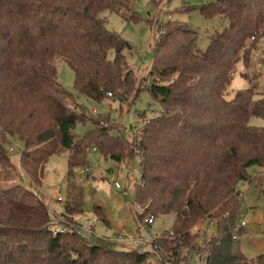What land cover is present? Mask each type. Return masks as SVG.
<instances>
[{
  "label": "trees",
  "instance_id": "obj_1",
  "mask_svg": "<svg viewBox=\"0 0 264 264\" xmlns=\"http://www.w3.org/2000/svg\"><path fill=\"white\" fill-rule=\"evenodd\" d=\"M190 8L227 26L202 50L193 27L169 21L156 39L149 74L137 78L127 61L133 46L106 26L109 12L137 21L134 0H0V177L20 175L7 153L12 139L23 144L22 169L34 179L48 157L63 151L71 167L88 165L90 146L120 164L139 156V224L150 216L176 218L143 252L118 250L79 233L76 185L60 213L64 230L55 229L56 215L35 192L0 185V264H166L193 254L196 264H264V253L248 258L242 252L238 237L245 228L237 227L238 183L250 181L249 167L264 166V92L252 62L264 36V0H207ZM61 61L73 69L76 89L96 102L130 100L131 107L148 89L159 109L149 118L141 113L143 125L125 139L127 126H104L98 112L88 113L63 86ZM241 64L249 87L228 99ZM260 64L264 75V57ZM88 120L94 128L79 138L75 127ZM95 212L106 221L103 207L96 204ZM209 227L215 235L202 246Z\"/></svg>",
  "mask_w": 264,
  "mask_h": 264
},
{
  "label": "rangeland",
  "instance_id": "obj_2",
  "mask_svg": "<svg viewBox=\"0 0 264 264\" xmlns=\"http://www.w3.org/2000/svg\"><path fill=\"white\" fill-rule=\"evenodd\" d=\"M206 2L207 0H134V8L139 17L137 21H128L119 14L109 12L106 13V26L133 46V50L127 53V61L136 71L137 78H140L149 74L156 39L159 38V33H163L160 34L161 36L164 35L169 21L172 23L170 26H175L177 21H185L193 27L198 33V44L202 50L208 46L212 33L227 26V21L219 16L207 18L200 10L191 11V6H201ZM164 19L167 21L164 22ZM159 25L164 28L161 32ZM262 57H264V36L252 57L254 74L259 75V87L264 92V75L260 68ZM243 69L242 64L238 66L229 89L228 99L249 87V82L241 76ZM58 71L63 86L75 95L77 102L83 105L88 113L96 115L93 113L96 109L98 114L95 118L103 121L104 126L110 129L116 128L118 131H124L126 126L128 127L123 132L125 139L131 137V132L134 130L132 124L135 123L138 129L143 125L144 118L140 113L145 112L146 118H149L154 114L152 108L159 109L158 102L151 97L148 89L142 91L131 107L130 100L123 103L113 99L111 102H96L76 89L74 71L67 63L59 62ZM129 110L131 112H128ZM251 123L257 126L263 125L259 118H253ZM93 128L92 122L88 120L78 123L74 132L79 138H83ZM11 147L13 151L9 150ZM22 151L23 144L18 139H12L7 153L18 166L20 175L11 172L9 178L2 176L0 185L10 187L18 184L35 192L48 205L52 217L56 215L54 226L56 230L66 229V226L59 224L60 213L65 210L71 184L82 191L83 212L76 217L79 223L78 230L91 244L113 246L118 250L131 249L137 247L133 240L145 235L147 229H153L158 237L166 236L167 232L172 230L176 221L174 214L156 216L154 223L147 229L140 226L137 220V212L141 210L137 207L135 198V185L140 166L137 157L120 164L113 159H105L100 151H94L90 146L89 151L87 150L88 165L92 171L89 172L91 178H88V173H85L88 165L71 167L68 157L70 153L63 151L48 157L44 169L34 179L33 173L31 176L22 169ZM247 173L251 177L250 181L243 180L238 183L242 194L239 220L246 223L243 227L245 232L239 235L238 240L242 252L248 258H256L264 253V166L249 167ZM116 182L121 185V189L116 188ZM59 195L62 200L57 199ZM96 204L103 207L106 221L97 216ZM207 231H211L212 234L211 236L209 233L202 234V246L207 239L215 235L213 227L207 228ZM152 264H159L158 260L156 259Z\"/></svg>",
  "mask_w": 264,
  "mask_h": 264
},
{
  "label": "built area",
  "instance_id": "obj_3",
  "mask_svg": "<svg viewBox=\"0 0 264 264\" xmlns=\"http://www.w3.org/2000/svg\"><path fill=\"white\" fill-rule=\"evenodd\" d=\"M166 21H167V20L164 19V22H166ZM162 34H163V33H161V35H162ZM253 39H254V38H253ZM260 68H261V66H260ZM93 112L96 113L97 110L94 109ZM129 112H131V111H129ZM142 113H144V112H142ZM131 114H133V112H132ZM140 114H141V113H140ZM132 125H133V127H134V130L131 132V137H130V138L133 139V138L135 137V135L137 134V130H138V128H137V126L135 127V123L132 124ZM9 150H10V151H13V148L11 147V148H9ZM93 150H96V149L93 148ZM137 158L139 159V163H140V157L138 156ZM90 171H92L90 168L85 169V173H88V174H89ZM88 177L91 178L90 175H89ZM141 183H142V173H141V171L139 170V174H138V179H137L136 185H139V184H141ZM136 185H135V187H136ZM115 186H116V188H118V189H121V188H122L121 185H120L118 182L115 183ZM57 199H58V200H62L63 198L59 195V196L57 197ZM154 220H155V218H154L153 216H150V217L146 218V219L144 220V223H143V224H140V226H142V227H144V228L147 229V228L151 227V225L154 223ZM245 226H246V223H245L243 220H240L239 223H238V225H237V227H245ZM208 233L211 234V231H209ZM157 238H158V236H157L156 232H155L153 229L151 230V228H150V230L147 229L145 235H140L138 238H135V239L133 240V242H134V244L138 247L139 251H140V252H143L144 250L147 249V246H148L150 243H153ZM195 255H196V254H193V257L190 258L189 261H182V262H179V263H175V262H170V261H168V262H166V264H196V259H195V258H196V256H198V255H196V256H195ZM194 256H195V257H194ZM198 257H199V256H198ZM154 261H155V260H154ZM201 261H202V260H201Z\"/></svg>",
  "mask_w": 264,
  "mask_h": 264
},
{
  "label": "crops",
  "instance_id": "obj_4",
  "mask_svg": "<svg viewBox=\"0 0 264 264\" xmlns=\"http://www.w3.org/2000/svg\"><path fill=\"white\" fill-rule=\"evenodd\" d=\"M106 219V218H105Z\"/></svg>",
  "mask_w": 264,
  "mask_h": 264
}]
</instances>
